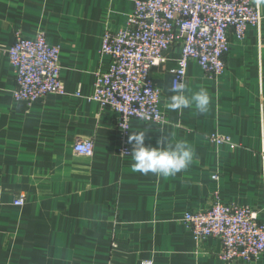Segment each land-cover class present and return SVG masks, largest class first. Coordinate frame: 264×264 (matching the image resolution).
I'll return each mask as SVG.
<instances>
[{"label":"crops","instance_id":"obj_1","mask_svg":"<svg viewBox=\"0 0 264 264\" xmlns=\"http://www.w3.org/2000/svg\"><path fill=\"white\" fill-rule=\"evenodd\" d=\"M135 1L0 0V264H233L218 258L219 240L197 244L183 214L218 197L255 209L264 223V0H255L260 26L243 40L228 33L221 75L190 62L185 85L207 92L206 113L168 106L180 47L151 69L165 122L133 119L129 137L145 132L150 148L166 136L191 145L193 163L167 178L132 170V155L119 151L118 115L89 99L110 64L103 35L126 27ZM39 32L60 48L66 94L18 102L7 50ZM79 140L93 142V157L74 152ZM19 198L23 206L14 205ZM234 264H264V255Z\"/></svg>","mask_w":264,"mask_h":264},{"label":"built area","instance_id":"obj_2","mask_svg":"<svg viewBox=\"0 0 264 264\" xmlns=\"http://www.w3.org/2000/svg\"><path fill=\"white\" fill-rule=\"evenodd\" d=\"M262 21L255 0H136L126 27L103 35L101 54L110 64L106 71L96 74L94 93L89 98L118 115L120 154H131L127 141L131 120L165 122L160 107L162 91L151 77V69L165 62V51L176 46L181 49L172 71L173 82H186L191 61L208 75L219 76L230 50L228 33L232 30L238 40H243L248 29ZM7 55L16 75V101L33 104L48 95L66 94L60 48L51 45L45 33L39 32L33 39L18 36ZM211 138L235 147L230 137ZM74 152L91 158L94 144L79 140ZM24 204V198L14 201L15 206ZM181 222L197 244L211 238L219 240L218 258L223 262L254 263L264 255V223L253 208L225 204L216 197L209 208L183 214Z\"/></svg>","mask_w":264,"mask_h":264},{"label":"clouds","instance_id":"obj_3","mask_svg":"<svg viewBox=\"0 0 264 264\" xmlns=\"http://www.w3.org/2000/svg\"><path fill=\"white\" fill-rule=\"evenodd\" d=\"M169 91L172 95L168 106L172 109L194 107L202 114L209 110L210 100L204 89L192 91L184 82H173ZM129 141L135 145L131 153L132 170L142 175L152 173L158 177H172L193 163V149L183 140L173 142L166 136L158 142L162 147L150 148L145 146V132H134Z\"/></svg>","mask_w":264,"mask_h":264}]
</instances>
